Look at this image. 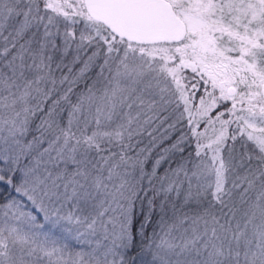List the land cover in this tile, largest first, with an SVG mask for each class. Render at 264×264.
<instances>
[{
    "label": "snow or ice",
    "instance_id": "6c2138e0",
    "mask_svg": "<svg viewBox=\"0 0 264 264\" xmlns=\"http://www.w3.org/2000/svg\"><path fill=\"white\" fill-rule=\"evenodd\" d=\"M0 165V264H264V0H0Z\"/></svg>",
    "mask_w": 264,
    "mask_h": 264
},
{
    "label": "trees",
    "instance_id": "16d2710c",
    "mask_svg": "<svg viewBox=\"0 0 264 264\" xmlns=\"http://www.w3.org/2000/svg\"><path fill=\"white\" fill-rule=\"evenodd\" d=\"M96 71H97V69H93L92 72H91L89 75H91V76L94 77V74H95ZM81 87H82V85H81ZM173 138H174V137H173ZM147 139H148V138L145 137V139H144V144H147ZM168 143H170V141H165L163 144H161V145L159 146V148L166 147ZM159 148H157V149L154 150V154H155L156 151H159ZM0 167H2V165H0ZM3 189H4V185H3V184H0V193H3L4 195H7V193H4V192H3ZM8 190L11 191V187H10V186H8ZM149 234H150V233H149Z\"/></svg>",
    "mask_w": 264,
    "mask_h": 264
}]
</instances>
